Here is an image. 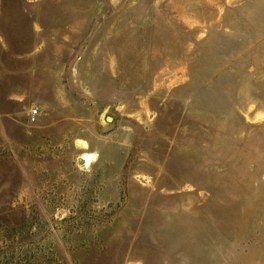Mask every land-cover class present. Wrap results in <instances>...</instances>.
<instances>
[{
  "label": "rangeland",
  "instance_id": "1",
  "mask_svg": "<svg viewBox=\"0 0 264 264\" xmlns=\"http://www.w3.org/2000/svg\"><path fill=\"white\" fill-rule=\"evenodd\" d=\"M0 28L36 47L0 37V264H264V0H0Z\"/></svg>",
  "mask_w": 264,
  "mask_h": 264
},
{
  "label": "crops",
  "instance_id": "2",
  "mask_svg": "<svg viewBox=\"0 0 264 264\" xmlns=\"http://www.w3.org/2000/svg\"><path fill=\"white\" fill-rule=\"evenodd\" d=\"M25 11L22 12L24 14ZM25 18V24L27 25V29L29 33L35 34V28L34 24L35 22L32 21L30 22V16H23ZM31 24V26H30ZM3 31L0 28V37L3 38L4 41V47H1V51L5 53H9V55L13 56L16 59L20 58H27L35 54L36 52V47H29L26 48L22 52V48H16L17 46L10 47V43L7 39V37L4 36L2 33ZM20 72L16 71V75H19ZM18 80V79H17ZM21 88L17 86L16 88L13 89V92L5 94L0 96V115L3 116L4 118H11L14 120L16 123V115L18 114V109H23L25 108L23 105V100L25 99V96L23 94L24 91L20 90ZM31 116V114H29ZM19 126H24V124H20Z\"/></svg>",
  "mask_w": 264,
  "mask_h": 264
},
{
  "label": "built area",
  "instance_id": "3",
  "mask_svg": "<svg viewBox=\"0 0 264 264\" xmlns=\"http://www.w3.org/2000/svg\"><path fill=\"white\" fill-rule=\"evenodd\" d=\"M37 114H38V111H37V110H34V111L32 112L31 117H32V120H33V121L35 120Z\"/></svg>",
  "mask_w": 264,
  "mask_h": 264
},
{
  "label": "water",
  "instance_id": "4",
  "mask_svg": "<svg viewBox=\"0 0 264 264\" xmlns=\"http://www.w3.org/2000/svg\"><path fill=\"white\" fill-rule=\"evenodd\" d=\"M107 121H108V122H112V121H113V119H112V118H110V117H107Z\"/></svg>",
  "mask_w": 264,
  "mask_h": 264
},
{
  "label": "clouds",
  "instance_id": "5",
  "mask_svg": "<svg viewBox=\"0 0 264 264\" xmlns=\"http://www.w3.org/2000/svg\"><path fill=\"white\" fill-rule=\"evenodd\" d=\"M84 159H85V160H90V159H92V157H87V156H86V157H84Z\"/></svg>",
  "mask_w": 264,
  "mask_h": 264
},
{
  "label": "bare ground",
  "instance_id": "6",
  "mask_svg": "<svg viewBox=\"0 0 264 264\" xmlns=\"http://www.w3.org/2000/svg\"><path fill=\"white\" fill-rule=\"evenodd\" d=\"M87 157H91V155H86ZM85 160V159H84ZM88 161V160H87Z\"/></svg>",
  "mask_w": 264,
  "mask_h": 264
}]
</instances>
